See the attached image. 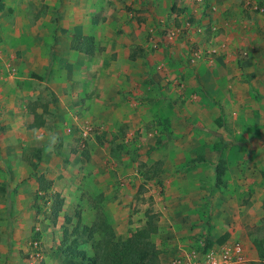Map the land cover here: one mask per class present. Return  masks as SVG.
<instances>
[{
  "label": "rangeland",
  "instance_id": "1",
  "mask_svg": "<svg viewBox=\"0 0 264 264\" xmlns=\"http://www.w3.org/2000/svg\"><path fill=\"white\" fill-rule=\"evenodd\" d=\"M62 1L67 2V0H5L6 5L0 15V68L13 58L17 66L26 67L22 50L24 42L30 37H36V34L43 33V82L32 76L34 71L36 74L41 73V68L34 66L18 71L14 80L17 101L34 103L37 99L50 103L60 93L61 86L56 82L54 46L60 36L59 30L64 28L72 30L77 27L61 24L63 20L66 21L61 14ZM119 1L123 6L125 0ZM140 1L144 6V11L138 12L140 22L143 23L144 40L142 41L144 42L132 49L144 50L147 55L153 51L148 45L150 42L152 44L149 36L157 34L162 40L168 28L167 22H173L169 20L170 6L160 3L159 17H167L161 21L152 15L153 9L149 10L151 0ZM102 2L104 0L95 1L96 9L95 11L92 9L94 14L92 21L95 23L88 25L89 31L97 28L99 34L97 36L100 37L97 48L100 55L108 48L110 39L123 35L125 31L120 14L124 12L129 15V9L124 7L111 12L112 0H107L108 7L101 9L97 5H104ZM226 2L231 5L227 7L228 14L225 15L227 20L232 19V24L237 26L244 24L245 33L246 30L248 31L238 43V48L234 46L237 52L241 50V57L237 56V58L246 59L249 57V51L257 49L261 51L255 57L258 62L256 73L253 74L254 76H246L244 80L249 84V88L247 96H242L241 101L245 105L241 108V116L238 115L237 118H227L226 114L223 117L219 116L216 120L217 124L226 129L229 135L216 134L214 137L216 142L213 141L210 146L200 144L191 135H201L196 132L205 129L193 125L190 121L184 123L179 120L174 121L175 115L167 117L163 114L164 111H161L157 117H152L147 115L149 109L140 113L145 117L142 122L129 119L122 122L116 132L112 130L110 135L106 136L99 131L100 133L94 136L93 142L88 145L84 143L86 138L82 137L84 144L79 148L74 140L69 138L65 121L63 123L58 121L55 107L51 109V114L46 117L47 123L41 129L26 127L28 116L26 113L25 120L15 123L16 137H13L12 130L8 129L0 119V188H3L2 191L0 190V264H8L16 223L29 210L31 215L35 212L31 241L38 242L37 250L40 255L43 253L44 241H54V243L58 241L57 245L49 250V254L53 255L54 264H63V254L57 246L63 238L64 228L71 231L78 221L85 225L99 222L98 227L102 228V231L95 234L87 243L80 245L88 255H93L94 244L99 238H103L104 235L108 237L110 233L115 238L125 239L145 224L146 213L157 217L158 229L159 226L166 228L163 210H167L168 206L178 208L186 206L188 212L192 211L184 217L187 225L192 222L191 230L203 224L209 225L210 221L212 223L215 217L210 215H214L220 209L225 211L226 218H230L234 224H239L238 226L241 227L235 234L237 238L245 237L248 244L253 238H262V232H259L253 224L257 223L264 212V82L261 80L257 86L253 85L252 80L258 75V70L261 72L260 76L264 73V56L261 53L264 49V0H226ZM73 3L77 6L82 0H74ZM171 10L173 11L172 6ZM210 11L214 10L206 4L203 12L207 15L211 13ZM68 12L72 13L70 9H64V18ZM83 13L85 16L90 15L87 10H83ZM118 17L119 19H116ZM41 20L43 21L40 22ZM84 23L90 24L87 21ZM224 31L225 28L218 27V35ZM115 41L117 39L112 40ZM115 56L116 54L112 53V57ZM44 58L52 61L49 73L45 71L47 67ZM241 64L245 66L244 62L238 61L240 68ZM3 68L4 66L1 69ZM149 76L151 77L150 73ZM74 78L76 84L79 82V87H84V83L88 85V82L93 80L91 73L88 72L75 73ZM4 82L8 81L4 80ZM145 90L150 92L146 88ZM162 92L167 96L165 89H162ZM84 93L86 95L87 90ZM81 106L83 107V100ZM161 109L165 110V107ZM203 125L202 127L206 128ZM37 135L44 139L37 140ZM52 135L58 138V142L53 150L48 151L47 145ZM198 139L206 140L202 136ZM60 141L62 145L59 146ZM230 143L229 149L218 152L223 150L221 147L223 144L230 145ZM251 145H255V148L247 151ZM38 149L40 160L37 157ZM205 162L213 165L214 170L215 167L223 170L220 183H217L215 177L209 186L205 184L206 182L196 183L203 166L201 163L205 164ZM32 163L37 164L35 168L31 166ZM41 174L51 181V188L48 193L40 191L42 195L35 200L37 177ZM49 192H57L63 199L61 212L55 221L51 215L52 198ZM66 217L70 220H66ZM39 223L47 227L43 242H41ZM157 233L152 236L155 243ZM191 235L194 237L195 232ZM72 238L70 236L68 242ZM201 241L203 243L198 242L201 246L217 245L215 240L201 239ZM31 248L30 252L34 256L33 252L36 250L33 249L32 244ZM251 249L257 257V260L251 263L264 264V258L257 255L252 243ZM20 256L22 257V254Z\"/></svg>",
  "mask_w": 264,
  "mask_h": 264
},
{
  "label": "crops",
  "instance_id": "2",
  "mask_svg": "<svg viewBox=\"0 0 264 264\" xmlns=\"http://www.w3.org/2000/svg\"><path fill=\"white\" fill-rule=\"evenodd\" d=\"M0 1L5 8V0ZM95 1L82 0V3L77 6L74 5V0L61 2L62 18L66 20L65 22L63 20L61 24L66 23L77 27H71L72 30L65 28L59 30L60 36L57 38L58 42L54 46V50L56 53V82L61 87L59 95L52 99L53 101L49 103L46 100L36 99L34 103H26V101H17L15 96L16 85L14 80L17 78L18 71H24L34 66L41 68V73L36 74L34 71L32 76L43 82V33L36 34V37H30L24 42L22 50L25 55L23 57L25 64H27L26 67L17 66L13 58L10 59L9 63L3 64V70L1 69L3 66L0 68V119L3 120V124L7 125L8 129L12 130L13 137H16L15 123L25 120L26 113H28L26 127L41 129L46 125V117L51 114V109L54 107L57 109L58 121L62 123L65 121L69 138L74 140L78 148L79 146L83 147L84 143L87 145L92 143L94 136L100 133L99 131L106 136L110 135L112 130L116 132L118 127H121L122 122L129 119L142 122L145 117L140 113H144L145 109L150 110L147 115L152 117H157L161 111H164L163 114L167 117L175 115L174 121L179 120L183 123L190 121L193 122V125L205 129L196 132L201 135L191 134L202 145L210 146L213 141L216 142V138L214 139L216 134L227 135L226 129L221 128L216 120L219 116L223 117L224 114L227 118L241 116V108L245 105L242 104V96H247V89L249 88V84L244 80L246 76H254L253 74L256 73L255 68L258 62L255 57L261 51L260 49L249 51V57L246 59L237 58V56L241 57V50L237 52L234 46L241 42L248 31L246 30L245 33L244 24L237 26L232 24V19L228 18L227 20L225 17L228 14L227 7L231 5H228L226 0H151L149 10L153 9L151 10L152 15L161 21L167 19V17H159L160 3L163 2V5L170 6L169 20H172L173 23L167 22L168 28H165V35L162 40L157 34L149 36V39L155 42L156 46L152 47L150 42L148 45L153 51L145 55L144 50L132 49L144 42L142 41L144 40L142 38L143 23L140 22L141 18L138 14L139 11H144L142 2L140 0L136 2L125 0L121 6L122 2L112 0L111 12L124 7L129 9V15L124 12L120 14L125 31L123 35L115 36L114 39L117 41L112 42L114 39H110L108 48L104 49L100 55L97 48L100 42V37L97 36L99 35L97 28L88 30V25L95 23L92 21L94 16L92 9L94 11L96 9ZM102 3L104 5L97 6L101 9L108 7L107 0ZM206 4L207 6L209 4L214 10L207 15L203 12ZM173 5L177 7L175 8ZM66 8L70 9L72 13L68 12L64 18V9ZM82 9L87 10L90 15L85 16ZM2 10H0V15ZM84 21L90 24H85ZM218 27H223L226 31L218 35ZM200 28L201 31L198 30ZM75 35L92 37L94 46L92 53L71 47ZM197 46L214 49L212 59L193 61L191 51ZM112 53L116 54L114 58ZM261 53L264 56V49ZM45 60L47 67L45 71L48 72L52 61L44 58ZM238 61L244 62L245 66L241 64L242 67L240 68ZM85 62H87L86 65L83 64ZM79 69L81 70L79 71ZM79 72L82 74L91 73L92 82H88V85L84 83V87H79V82L76 84V78H74L75 73L79 74ZM149 73L153 77L152 80ZM260 73L258 70V75L252 80L253 85L259 86L261 80L264 82V73L261 76ZM4 80L8 82H4ZM145 88L150 92H146ZM162 89L166 90L167 96L163 94ZM81 100H83V107ZM32 106H34V110H32ZM161 107H165V110ZM43 109L45 110L43 111ZM78 111L83 113H75ZM35 113L42 115L44 123L37 127H31ZM219 120L221 121V119ZM204 123L206 125H203ZM202 125L206 128H203ZM87 127H89V131L86 137H83ZM186 132L188 133V131ZM201 136L206 140H199L198 138ZM82 137L86 138L84 143ZM60 145H62L61 141L59 142ZM230 146L231 143L230 145L223 144L221 146L223 150L218 152H223ZM249 147L247 151L254 149L255 145ZM201 164L203 166L196 183L204 184L206 182L205 184L209 186L214 181L215 170L209 162ZM200 180L201 182H199ZM0 190L2 191L3 188ZM170 207L172 206L163 210L167 227L160 228L159 226L155 236L156 245L161 247L160 264H172V259L184 250L199 249L201 245L198 242L203 243L201 239L216 240L223 234H227L224 241L241 243L248 259L247 264H252L251 262L257 260L256 255L252 253L251 243L257 255L264 258V212L257 223L253 224L259 232H262V238H253L248 244L245 237L237 238L235 236L241 227L238 226L239 224H234L230 218H226L224 210L218 209V212L210 215L215 218H213L212 223L210 221L209 225L203 224L191 230L192 222L187 225L184 217L192 211L188 212L186 206L183 208ZM15 214L12 215L15 216ZM34 216L35 212L34 215H31V210H29L17 221L8 264H54L52 262L53 255L49 254V250L52 246L57 245L58 241L55 243L54 241L43 242L47 227L41 223L38 226L42 234L43 253L39 257H34L30 252ZM199 223L201 224V221ZM194 232L195 238L191 235ZM197 235L199 236L196 237ZM8 240L9 238H7Z\"/></svg>",
  "mask_w": 264,
  "mask_h": 264
},
{
  "label": "trees",
  "instance_id": "3",
  "mask_svg": "<svg viewBox=\"0 0 264 264\" xmlns=\"http://www.w3.org/2000/svg\"><path fill=\"white\" fill-rule=\"evenodd\" d=\"M4 9V5L0 2V10ZM71 47L86 53H92L93 42L92 37L87 35L73 36ZM34 110V106L31 107ZM45 109H43L44 111ZM44 120L41 114L35 113L34 121L31 127L43 125ZM40 150L38 149L37 157L40 160ZM36 163H32V167H36ZM156 174V172H155ZM223 170L219 167L215 168V178L217 183L222 180ZM38 188L34 194L37 200L43 193H48L51 188V181L44 174L38 175ZM52 198L51 215L53 221L59 215L63 205V199L57 192H49ZM147 220L145 224L132 232L125 239L115 238L109 232V236L99 238L94 244L93 255H88L86 250L80 245L87 243L95 234L102 231L99 222H93L91 225L81 224L79 221L69 231L63 229V238L57 249L63 254V264H160L161 249L152 239L153 234L158 232L157 217L154 214L146 213ZM70 220L69 217L65 218ZM72 236V240L68 242ZM227 234L218 237L215 242L221 244L224 242ZM208 247V246H207ZM262 253V252H261Z\"/></svg>",
  "mask_w": 264,
  "mask_h": 264
},
{
  "label": "built area",
  "instance_id": "4",
  "mask_svg": "<svg viewBox=\"0 0 264 264\" xmlns=\"http://www.w3.org/2000/svg\"><path fill=\"white\" fill-rule=\"evenodd\" d=\"M215 28V27H213ZM201 31V28L198 29ZM174 34V33H173ZM156 43L152 42V47H155ZM214 49L198 47L192 49L191 59L194 60H211L214 53ZM89 131V127L85 128L83 137H86ZM82 143V141H81ZM36 251L33 252L35 257L40 256V252L37 250L38 242H31ZM248 259L245 254L244 248L240 242H227L224 241L221 244L211 247L201 246L199 249H192L189 251L184 250L172 259V264H247Z\"/></svg>",
  "mask_w": 264,
  "mask_h": 264
},
{
  "label": "clouds",
  "instance_id": "5",
  "mask_svg": "<svg viewBox=\"0 0 264 264\" xmlns=\"http://www.w3.org/2000/svg\"><path fill=\"white\" fill-rule=\"evenodd\" d=\"M36 139H37V140H43L44 137L37 135V136H36ZM57 142H58V138H57L55 135H52V136L49 138V144L47 145V150H48V151L53 150V148H54V146H55V144H56Z\"/></svg>",
  "mask_w": 264,
  "mask_h": 264
}]
</instances>
